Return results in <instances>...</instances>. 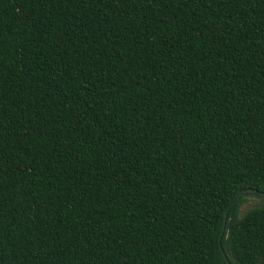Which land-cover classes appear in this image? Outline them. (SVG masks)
<instances>
[{
    "label": "trees",
    "instance_id": "1",
    "mask_svg": "<svg viewBox=\"0 0 264 264\" xmlns=\"http://www.w3.org/2000/svg\"><path fill=\"white\" fill-rule=\"evenodd\" d=\"M220 237L264 264V0H0V264H227Z\"/></svg>",
    "mask_w": 264,
    "mask_h": 264
},
{
    "label": "water",
    "instance_id": "2",
    "mask_svg": "<svg viewBox=\"0 0 264 264\" xmlns=\"http://www.w3.org/2000/svg\"><path fill=\"white\" fill-rule=\"evenodd\" d=\"M242 195H243V192H241V193L238 195V197H237V199L235 200V202H233V203L230 205L229 208L233 207L236 203H238L239 200L241 199ZM225 219H226V217H225ZM224 230H225V227L223 226L222 234L224 233ZM219 247H220V250H221V252H222V255L224 256V258H225L227 264H230L229 261H228V258H227V256H226V254L224 253V251H223V249H222V245H221V237H220Z\"/></svg>",
    "mask_w": 264,
    "mask_h": 264
},
{
    "label": "rangeland",
    "instance_id": "3",
    "mask_svg": "<svg viewBox=\"0 0 264 264\" xmlns=\"http://www.w3.org/2000/svg\"><path fill=\"white\" fill-rule=\"evenodd\" d=\"M261 200L257 197H250L248 202L241 207V211L246 210L249 206L259 204Z\"/></svg>",
    "mask_w": 264,
    "mask_h": 264
}]
</instances>
